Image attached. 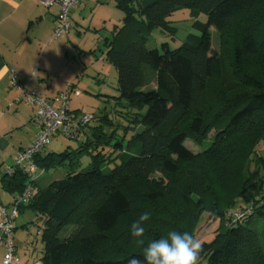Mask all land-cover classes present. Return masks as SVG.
<instances>
[{
    "label": "trees",
    "instance_id": "1",
    "mask_svg": "<svg viewBox=\"0 0 264 264\" xmlns=\"http://www.w3.org/2000/svg\"><path fill=\"white\" fill-rule=\"evenodd\" d=\"M116 6L124 13L122 25L105 50L117 73L113 117L96 116V125L74 139L78 145L71 151L34 157L44 171L86 152L91 156L87 167L72 166L44 185L19 167L0 179V188L13 197L31 186L19 212L30 209L32 222L42 224V264L143 260L145 246L130 245L126 235L112 242L109 232L122 219L129 225L138 219L140 201L163 197L159 188L132 195V182L155 172L175 175L183 165H194L203 181L197 199L185 193L187 203L168 213L172 221L181 214V221L189 212L191 224L184 228L173 222L171 230L193 235L197 220L209 212L218 225L211 240L203 241L199 264H264V227L251 226L254 218H264V154L257 148L264 139V75L252 65L264 63V0H116ZM179 8L193 11L192 27L200 34H189L174 49L163 44V52L148 48L146 34L154 29L175 33L168 18ZM198 14L206 21L200 22ZM211 28L219 35V52L212 50ZM125 30L126 38L118 40ZM148 70L155 74V88L146 87ZM214 80L220 81L218 87ZM211 130L213 141L203 153L195 155L184 145L189 136L204 139ZM116 158L119 163L102 170L103 162ZM230 164H236L238 185L226 197L216 196L212 174ZM245 208L250 213L238 221L226 214ZM145 229L150 241L163 233L159 222Z\"/></svg>",
    "mask_w": 264,
    "mask_h": 264
},
{
    "label": "rangeland",
    "instance_id": "2",
    "mask_svg": "<svg viewBox=\"0 0 264 264\" xmlns=\"http://www.w3.org/2000/svg\"><path fill=\"white\" fill-rule=\"evenodd\" d=\"M123 11L116 6V0H80L76 3L69 12V20L71 28L68 34L60 35L57 39L49 38V45L51 48L60 49V55L58 59V69L52 68L50 78L53 79L56 84L74 83V88L79 89V94H71L69 96V107L76 112H82L84 114H93L96 118L105 114L110 117L114 115V106L116 103L117 91V73L114 66L105 59V50L108 42L112 41L116 36V32L122 25ZM171 21V25L175 27V33H169L160 29H154L151 33L146 34L148 48H157L163 52L162 45L167 44L170 49L177 48L182 44L189 34L199 35L200 32L192 27L194 21L193 11L188 8H179L175 10L168 18ZM197 19L200 22L206 21L204 14H198ZM211 34V46L213 51H220L221 42L218 33L215 29H210ZM127 31H123L118 40L126 38ZM45 44V43H44ZM117 45H119L117 43ZM120 46V45H119ZM53 63L55 67L56 63ZM253 71L259 75H264V63L253 61ZM52 66V65H51ZM147 88L156 87V78L154 72L148 70L146 73ZM219 80H214L213 87L219 86ZM54 84V83H53ZM55 85V84H54ZM65 89V86H64ZM63 89V90H64ZM96 125L95 120L91 123ZM35 129V128H34ZM214 130H211L206 134L204 139H197L196 137L189 136L184 145L195 155L203 153L209 148L213 141ZM78 145L77 140L67 139L63 136L56 135L51 136L50 143L45 147L42 152H61L67 147L71 151ZM257 148L264 154V139L260 142ZM90 153L82 152L81 154L74 155L72 160H66L64 165L49 168L44 170L38 177V184L44 185L50 181L58 178H62L65 172L72 166L77 170H84L90 162ZM120 158H116L115 161L103 162L101 165L102 170L109 171L115 163H119ZM236 164H230L227 170L224 172H217L212 174V190L216 196L226 197L228 193L232 192L238 185L237 171H235ZM203 181L202 175L196 173L194 165H183L180 172L175 175H166L161 172H155L153 176H149L145 179H138L132 182V185L128 188V192L134 195L141 193L144 190H150L159 188L163 192V197L154 203H142L138 204L140 214L144 211L151 213V218L145 223L147 225L157 227V223L161 224L163 229L162 236L166 237L168 232L172 231L171 227L174 223L184 228L189 227L192 222V218L188 212L184 220L180 221L181 214L175 216L172 221L168 217L169 212H173V206L176 204L187 203L184 198V194L188 193L190 200H195L199 197L196 190H201V184ZM260 210V205H258ZM228 211L226 212V214ZM139 214V215H140ZM19 215V214H18ZM17 215V216H18ZM27 211L21 214V218H28ZM30 218L34 219V213H30ZM19 216V217H20ZM21 218H16L14 221L18 223ZM169 219V220H168ZM168 220V222H167ZM218 219L214 214L205 212L197 220L193 232V236L202 240L209 241L213 237V229L218 225ZM31 233L35 239V243L39 245L40 236H37L36 231L40 229L42 225L39 222V227L34 222L30 223ZM252 225H256L260 230L264 227V218L257 220L253 219ZM71 227L66 228L65 234ZM131 225H129L126 219H122L119 224L109 232V237L112 242L122 239L123 235L128 236L130 245H137L134 237L131 236ZM165 230V231H164ZM145 247L150 238L146 235ZM264 242V239H262ZM20 252L22 249L19 248ZM35 255L40 253L39 246ZM203 264V263H202Z\"/></svg>",
    "mask_w": 264,
    "mask_h": 264
},
{
    "label": "crops",
    "instance_id": "3",
    "mask_svg": "<svg viewBox=\"0 0 264 264\" xmlns=\"http://www.w3.org/2000/svg\"><path fill=\"white\" fill-rule=\"evenodd\" d=\"M58 9L55 4L43 7L39 0H0V179L14 164L17 152L27 147L36 134L32 124L35 106L19 97V90L11 85V73L21 86L38 90L48 98L57 96L66 86L67 81L56 84L50 78L52 68L59 67L60 49L49 45ZM49 61L55 62V67ZM12 199L0 188V205L7 206ZM26 211L28 218H21ZM30 213V209L23 208L16 217L21 220L14 221L15 252L21 264H32L42 255L34 254L37 246L41 253L43 244L40 241L37 245L36 237L33 240ZM36 233L40 236L38 230ZM3 252L0 245V264Z\"/></svg>",
    "mask_w": 264,
    "mask_h": 264
},
{
    "label": "built area",
    "instance_id": "4",
    "mask_svg": "<svg viewBox=\"0 0 264 264\" xmlns=\"http://www.w3.org/2000/svg\"><path fill=\"white\" fill-rule=\"evenodd\" d=\"M80 0H39L43 7L58 6L56 21L53 27L51 39H57L60 35L68 34L71 28L69 12ZM11 85L19 90V97L26 103L35 106L32 124L36 130L33 141L16 154L14 164L7 167L6 173L10 174L15 167L23 169L29 179L38 178L43 170L34 161L36 154L42 152L50 143L51 136L60 135L67 139H77L84 135V131L94 120L93 114L76 112L69 107V96L79 94L80 90L74 88L73 83H66L65 89L57 96L48 98L38 90H28L21 86L14 72L11 73ZM19 100V98H18ZM31 192V186L27 185L24 191L13 197L7 206L0 205V245L4 247L2 264H21L15 252L14 243V219L19 214V206L24 203ZM250 213L249 208L244 210H229L228 215L233 221L242 219ZM32 264H42L36 260Z\"/></svg>",
    "mask_w": 264,
    "mask_h": 264
},
{
    "label": "clouds",
    "instance_id": "5",
    "mask_svg": "<svg viewBox=\"0 0 264 264\" xmlns=\"http://www.w3.org/2000/svg\"><path fill=\"white\" fill-rule=\"evenodd\" d=\"M151 218L149 211L141 213L131 224V236L138 246L145 245V223ZM203 241L189 232L170 231L166 237L148 242L143 248V260L133 258L129 264H199Z\"/></svg>",
    "mask_w": 264,
    "mask_h": 264
}]
</instances>
